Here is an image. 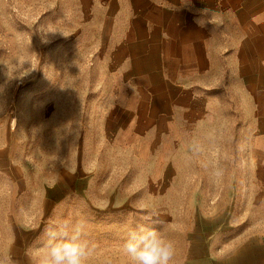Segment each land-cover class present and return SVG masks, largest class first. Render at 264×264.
<instances>
[{
    "label": "rangeland",
    "instance_id": "374dc122",
    "mask_svg": "<svg viewBox=\"0 0 264 264\" xmlns=\"http://www.w3.org/2000/svg\"><path fill=\"white\" fill-rule=\"evenodd\" d=\"M102 8L0 0V264H34L58 220L86 222L88 264H128L137 226L174 242L172 264L236 263L264 246V94L234 64L189 130L150 114L151 94L112 67Z\"/></svg>",
    "mask_w": 264,
    "mask_h": 264
},
{
    "label": "crops",
    "instance_id": "0c3cea01",
    "mask_svg": "<svg viewBox=\"0 0 264 264\" xmlns=\"http://www.w3.org/2000/svg\"><path fill=\"white\" fill-rule=\"evenodd\" d=\"M102 7L114 25L112 67L151 94L150 114L189 130L234 64L239 87L264 94V0H102ZM257 117L261 126L264 114ZM255 154L264 169V147ZM232 264H264V246Z\"/></svg>",
    "mask_w": 264,
    "mask_h": 264
},
{
    "label": "clouds",
    "instance_id": "9594fccd",
    "mask_svg": "<svg viewBox=\"0 0 264 264\" xmlns=\"http://www.w3.org/2000/svg\"><path fill=\"white\" fill-rule=\"evenodd\" d=\"M41 33L43 43L49 42V34ZM63 36L71 33L59 32ZM149 214L143 218L151 220L158 213L141 209ZM87 224L83 220H58L48 230L49 240L42 256L34 259V264H88L92 246L87 237ZM121 250L128 264H172L175 245L162 232L151 227L128 228Z\"/></svg>",
    "mask_w": 264,
    "mask_h": 264
},
{
    "label": "bare ground",
    "instance_id": "6f19581e",
    "mask_svg": "<svg viewBox=\"0 0 264 264\" xmlns=\"http://www.w3.org/2000/svg\"><path fill=\"white\" fill-rule=\"evenodd\" d=\"M13 124H15V121L13 122Z\"/></svg>",
    "mask_w": 264,
    "mask_h": 264
}]
</instances>
